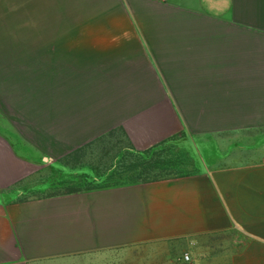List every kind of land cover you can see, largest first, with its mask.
Returning a JSON list of instances; mask_svg holds the SVG:
<instances>
[{"label": "crops", "instance_id": "crops-1", "mask_svg": "<svg viewBox=\"0 0 264 264\" xmlns=\"http://www.w3.org/2000/svg\"><path fill=\"white\" fill-rule=\"evenodd\" d=\"M43 34L116 38L50 49L67 90L49 127L36 96L9 108L34 114L24 129L0 118V264H140L137 247L230 231V264H264V0H0V37ZM28 50L43 49L0 48ZM116 127L193 169L70 189L91 169L61 157Z\"/></svg>", "mask_w": 264, "mask_h": 264}, {"label": "rangeland", "instance_id": "rangeland-1", "mask_svg": "<svg viewBox=\"0 0 264 264\" xmlns=\"http://www.w3.org/2000/svg\"><path fill=\"white\" fill-rule=\"evenodd\" d=\"M82 21H72V24ZM71 21L44 19L42 28L49 33L51 27L66 28ZM114 36H10L0 37V48L6 44H41L42 51H0V118L7 115V120L20 129L28 120L34 121V114L22 110L13 115V106L33 102L34 96L43 104V126L50 123L51 93L57 94L67 90L66 51H51L56 44H96L115 42ZM121 38V37H120ZM93 54V53H91ZM10 93V94H8ZM9 95L11 98L9 99ZM11 105V107H10ZM11 110H10V109ZM19 117V118H18ZM18 118V119H17ZM23 122V124H22ZM129 141L121 127L114 128L88 142L65 153L61 158L69 168L89 167V175H83L80 186L95 187L108 182H122L130 175L124 172L120 161ZM163 149L162 151H159ZM155 151H159L155 153ZM159 154V158H183V163L170 167L172 175L192 170L188 155L176 146L149 150L145 158ZM158 157V156H157ZM133 158L126 157L124 163H131ZM188 160V161H187ZM188 162V163H187ZM49 174V173H48ZM244 237L234 231L215 235L196 237L194 239H177L140 246L132 251L141 254L139 263L144 264H230L229 256L243 244ZM189 254L190 259L185 255Z\"/></svg>", "mask_w": 264, "mask_h": 264}, {"label": "trees", "instance_id": "trees-1", "mask_svg": "<svg viewBox=\"0 0 264 264\" xmlns=\"http://www.w3.org/2000/svg\"><path fill=\"white\" fill-rule=\"evenodd\" d=\"M129 145L130 146L126 148L120 160V161H123L121 167L124 169V172L130 173L128 178L122 180V182H113V183L108 182L107 184H104L101 186H111V185H117V184H123V183H132L136 181L158 180L161 178H166V177L186 173V171H184V172H179V173L172 175L173 172L170 169V167L176 163H180V162L183 163L185 161L183 158L178 157L176 159H163V158H159V154H156L151 158H145V154L149 153V150L138 151L130 144V142H129ZM162 150L163 149L159 151H162ZM159 151H155V153ZM128 156L129 158H133L134 160L130 161L131 163L125 164L124 163L125 158ZM82 183L83 182L80 181L74 186H70L69 188L74 189V190H78V188L79 189L84 188L83 186H80ZM101 186H95V187H101ZM86 188L88 189V188H94V187H86Z\"/></svg>", "mask_w": 264, "mask_h": 264}, {"label": "built area", "instance_id": "built-area-1", "mask_svg": "<svg viewBox=\"0 0 264 264\" xmlns=\"http://www.w3.org/2000/svg\"><path fill=\"white\" fill-rule=\"evenodd\" d=\"M185 258H186V259H190V255H189V254H186V255H185Z\"/></svg>", "mask_w": 264, "mask_h": 264}]
</instances>
